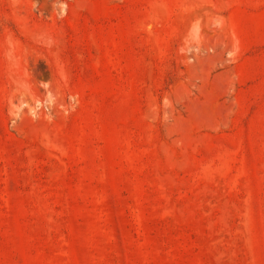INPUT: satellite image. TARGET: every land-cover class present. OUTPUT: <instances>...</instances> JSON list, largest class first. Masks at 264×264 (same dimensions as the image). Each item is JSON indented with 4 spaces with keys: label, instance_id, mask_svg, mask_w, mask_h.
Wrapping results in <instances>:
<instances>
[{
    "label": "rangeland",
    "instance_id": "1",
    "mask_svg": "<svg viewBox=\"0 0 264 264\" xmlns=\"http://www.w3.org/2000/svg\"><path fill=\"white\" fill-rule=\"evenodd\" d=\"M0 264H264V0H0Z\"/></svg>",
    "mask_w": 264,
    "mask_h": 264
}]
</instances>
